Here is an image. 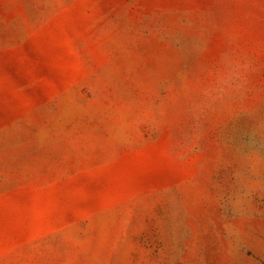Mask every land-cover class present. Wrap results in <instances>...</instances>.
<instances>
[{"label":"rangeland","instance_id":"obj_1","mask_svg":"<svg viewBox=\"0 0 264 264\" xmlns=\"http://www.w3.org/2000/svg\"><path fill=\"white\" fill-rule=\"evenodd\" d=\"M0 264H264V0H0Z\"/></svg>","mask_w":264,"mask_h":264}]
</instances>
